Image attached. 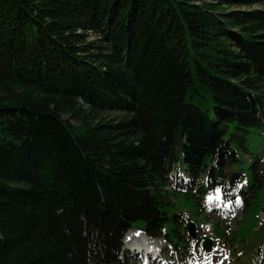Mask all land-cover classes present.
Here are the masks:
<instances>
[{
    "label": "trees",
    "instance_id": "trees-1",
    "mask_svg": "<svg viewBox=\"0 0 264 264\" xmlns=\"http://www.w3.org/2000/svg\"><path fill=\"white\" fill-rule=\"evenodd\" d=\"M255 4L0 0V264H128L134 227L183 247L172 181L231 199L264 130Z\"/></svg>",
    "mask_w": 264,
    "mask_h": 264
},
{
    "label": "rangeland",
    "instance_id": "rangeland-1",
    "mask_svg": "<svg viewBox=\"0 0 264 264\" xmlns=\"http://www.w3.org/2000/svg\"><path fill=\"white\" fill-rule=\"evenodd\" d=\"M250 8L262 9L264 5L255 4ZM116 115L119 113L109 111L103 116L111 118ZM63 117L68 118V115ZM247 147L250 155H241L242 161L231 167L242 171L243 179L231 199L224 200V203L220 192L217 194L218 201L211 200L212 194L218 191V188L208 190L205 194L199 193L194 186L199 180L193 182L189 188L182 183L173 185L169 190L174 189L169 197V214L178 213L182 217L181 230L185 223H193L195 239L190 238L188 230L184 232L186 241L173 236L174 240L178 239L180 245H183L179 249H171L172 242H167L166 245L163 239H157L160 242V250L156 259H153L141 255L138 251L133 252L131 244L124 238L123 250L128 256V264H264V261H255V250L264 239V130H252L247 137ZM255 158L257 167L253 168ZM178 169L179 175L185 173L182 163L178 165ZM241 187L244 188V191L240 192L241 197L248 199L245 203L237 192ZM142 224V220L133 222L135 226ZM169 224L173 226L174 222L171 220ZM136 232L138 233L135 241L142 245L141 235L139 231ZM204 238L212 241L209 252L202 248ZM163 252L169 257H165Z\"/></svg>",
    "mask_w": 264,
    "mask_h": 264
},
{
    "label": "bare ground",
    "instance_id": "bare-ground-1",
    "mask_svg": "<svg viewBox=\"0 0 264 264\" xmlns=\"http://www.w3.org/2000/svg\"><path fill=\"white\" fill-rule=\"evenodd\" d=\"M218 193H216L215 195H217ZM213 195L212 196V201H218L219 196L217 195V197ZM136 231H139L140 235H141V241H142V245L140 243H137L135 240V236L137 235ZM129 238V239H128ZM125 239L127 242H129L131 244L132 247V251H138L141 255H144L145 251L143 249H145L147 251L148 254H146L148 258H153L156 259V255L158 256V251L160 250V242L158 240H150L148 239L145 234L141 231V230H131L128 231L125 235ZM136 249V250H135Z\"/></svg>",
    "mask_w": 264,
    "mask_h": 264
},
{
    "label": "water",
    "instance_id": "water-1",
    "mask_svg": "<svg viewBox=\"0 0 264 264\" xmlns=\"http://www.w3.org/2000/svg\"><path fill=\"white\" fill-rule=\"evenodd\" d=\"M187 228H188V232L191 236L192 239H195L196 238V232H195V225L193 223L191 224H188L187 225ZM211 243L212 241L207 239V238H204L203 239V249L208 252L211 248Z\"/></svg>",
    "mask_w": 264,
    "mask_h": 264
},
{
    "label": "snow or ice",
    "instance_id": "snow-or-ice-1",
    "mask_svg": "<svg viewBox=\"0 0 264 264\" xmlns=\"http://www.w3.org/2000/svg\"><path fill=\"white\" fill-rule=\"evenodd\" d=\"M237 203H239V201H237Z\"/></svg>",
    "mask_w": 264,
    "mask_h": 264
}]
</instances>
